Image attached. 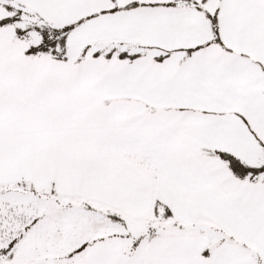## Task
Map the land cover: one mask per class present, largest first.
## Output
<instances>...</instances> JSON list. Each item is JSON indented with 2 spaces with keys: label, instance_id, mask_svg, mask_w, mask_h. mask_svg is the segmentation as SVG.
Segmentation results:
<instances>
[{
  "label": "snow or ice",
  "instance_id": "1",
  "mask_svg": "<svg viewBox=\"0 0 264 264\" xmlns=\"http://www.w3.org/2000/svg\"><path fill=\"white\" fill-rule=\"evenodd\" d=\"M0 264H264V0H0Z\"/></svg>",
  "mask_w": 264,
  "mask_h": 264
}]
</instances>
